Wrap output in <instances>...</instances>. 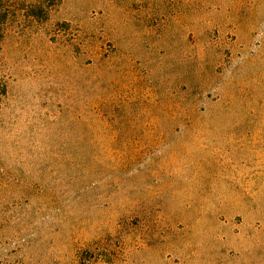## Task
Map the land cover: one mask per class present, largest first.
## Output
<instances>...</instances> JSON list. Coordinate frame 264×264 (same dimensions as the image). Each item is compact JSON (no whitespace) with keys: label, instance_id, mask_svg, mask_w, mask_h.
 Masks as SVG:
<instances>
[{"label":"rangeland","instance_id":"rangeland-1","mask_svg":"<svg viewBox=\"0 0 264 264\" xmlns=\"http://www.w3.org/2000/svg\"><path fill=\"white\" fill-rule=\"evenodd\" d=\"M0 264H264V0H0Z\"/></svg>","mask_w":264,"mask_h":264}]
</instances>
